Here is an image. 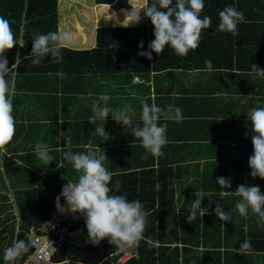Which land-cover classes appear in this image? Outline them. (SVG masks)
<instances>
[{"label":"trees","instance_id":"trees-1","mask_svg":"<svg viewBox=\"0 0 264 264\" xmlns=\"http://www.w3.org/2000/svg\"><path fill=\"white\" fill-rule=\"evenodd\" d=\"M58 1L0 0V16L9 20L17 42H25L24 47L16 45L5 54L9 67L15 62L17 53L20 54L21 63L9 77L15 82V95L11 96V99L16 132L12 141L0 148V159L4 162V169L0 168V186L3 187V190L0 187V264H13L4 259V252L17 239H24L29 244V251L14 262L23 263L32 252L30 232L42 233L64 182L74 181L78 176L72 166L63 159L58 148L54 147L57 143L51 137L56 135L59 128L62 131H75L88 121L83 114L77 122L64 120L67 114L69 118L77 116L79 110L75 105L78 97L87 95L86 90L104 93L111 86L127 88L132 86L134 77L135 82H139V79L146 80L150 75L174 70L218 71L230 67L228 48L232 43L228 37L231 33L217 30L218 13L226 6L236 8L240 0H204L200 15L211 17V27L203 30L199 46L189 50L185 56L175 54L168 46L159 55L153 52L151 60L138 55L139 51H148V44L154 39L153 25L146 18V25L98 28L93 48L76 50L60 45L61 55L58 62L48 56L40 64L33 65L32 57L29 56L33 34H60L59 13L63 10H60ZM93 2L94 5L110 6L116 11H128L131 8L129 0ZM147 2L151 3L152 0ZM141 41L144 45L142 49L139 47ZM206 61H211L210 66ZM73 100H76V103L71 106ZM110 101L109 99L106 102L107 107L112 106ZM58 117H61V123H57ZM185 117L182 115V118ZM161 121L162 124L166 123ZM169 123H166L167 127ZM193 124L198 125L195 122ZM115 127L119 128L114 122L104 124V128L111 132ZM125 131L132 134L130 127L125 128ZM74 136L77 138L79 135L75 133ZM132 139L133 144L128 147L123 144L114 151L123 149V155H127V148L140 149L142 145L138 142L139 139ZM72 141V144L80 145V142ZM38 142L46 143L51 149L49 154L53 156V160L50 164H45L36 157L35 145ZM63 143L62 138L59 145L63 146ZM99 145L103 146L101 143ZM88 148L84 150L85 148L78 147L73 151L92 150L97 154L95 145ZM243 164H231L234 171L230 178L224 174L223 177L231 180L230 189H221L219 184L213 189H194L190 186L181 200L178 212L175 208L177 197L173 185L159 184V188L154 190L151 185L147 188L144 182H140L138 186L136 178L131 180L134 174L112 176L109 184L112 189L110 194L126 195L129 200H139L148 213L143 239L138 246L127 249L131 258L125 264H264V222L252 213L251 209L248 210L247 216H241L235 209V204L240 198L225 194V191H235L237 184H242ZM245 165H248V159ZM45 174L46 177L43 178ZM217 177H221L220 171L215 176H209L208 180L216 183ZM247 185H258L264 193V179L252 178V182ZM196 191L205 194L201 201V207L204 209L199 210L196 218L188 223L186 217ZM7 193H11L13 204L10 203ZM156 199L159 204L155 208L153 204ZM216 204L222 205L224 212L231 213L230 222L221 221L216 217ZM70 229L80 231L88 238L85 223L71 224ZM245 240L251 241L253 251H239L240 244ZM117 248L106 240L93 244L88 238L84 246L64 244L53 256L52 262L115 264L112 253Z\"/></svg>","mask_w":264,"mask_h":264},{"label":"crops","instance_id":"crops-1","mask_svg":"<svg viewBox=\"0 0 264 264\" xmlns=\"http://www.w3.org/2000/svg\"><path fill=\"white\" fill-rule=\"evenodd\" d=\"M62 1L65 2V6H61L63 10L59 22L61 34H63L62 27L67 29L68 23H70L66 15L74 9L72 8L73 0ZM238 2L239 6H236V9L243 13L244 20L237 26L238 34H230L228 37L232 43V46L228 48L229 69L218 71L213 69L174 70L150 75L146 80L139 79V82H135L134 77L131 81L132 86L127 88L111 86L110 89L107 88V91H104L112 102V106L108 107L109 116L105 122H114L119 128H113L112 132L105 129L108 137L91 135L95 125L89 124L88 121L75 131H62L59 128L56 130V135L51 137L57 143L54 147L59 149L62 138L65 141L66 137H71V140L80 142V145L72 144L73 149L81 147L88 150L91 145H95L96 151L97 147L102 151L106 149L105 155L108 160H105L103 164L113 173V176L134 174L135 176H132L131 180L136 178L138 186L140 182H144L147 188H150L151 185L154 190L159 188V184L173 185L172 188L176 191L177 197L175 202L177 212L181 206V200L186 196L185 193L188 188H191L190 186L194 189L217 187V183L208 180V177L215 176L220 171L221 177L225 174L230 178L234 171L231 167L232 163H244L242 184L251 183V170L248 165H245V161L253 153L251 143L253 133L247 115L252 107L264 106V78L251 72L252 64L264 70V0H240ZM95 8L110 7L94 5V11ZM130 11L131 8L125 12ZM98 12L97 10V16ZM83 20L88 23L93 22L90 35L86 36L83 33V27L75 25L76 21L73 30L78 33L79 39H75L70 46L67 42L69 39L61 42V45L76 50H87L95 46L96 29L99 27V22L96 16L93 20L88 18ZM129 21L133 22L134 20H128V23ZM146 24L147 20L145 24L130 25L129 27ZM71 35L74 33L69 34L70 38ZM85 92L87 95L78 97L76 105L74 104L76 100L72 101L71 106L78 107L77 116L69 118L67 114L64 120L77 122L82 117L81 114L85 119L92 115L91 104L103 93L100 91L93 93L89 90ZM144 102L155 103L161 107L168 105L179 107L182 110V115L186 117L179 121L161 119L166 123L170 122L166 131L168 143L162 148L163 156L154 157L147 154L142 146L140 149L138 147L127 148V155H123V149L114 151L115 148H121L123 144H126L124 147L133 144L134 136L130 131H125V128L128 129V127H124L112 119L113 112L128 105L129 116L133 119L134 124H137L140 123L141 105ZM57 119V123L62 122L61 117ZM105 122L97 121V124H105ZM193 122L198 125L195 126ZM49 130L44 129V131ZM40 132L39 130L38 133ZM75 133L79 135L77 138L74 136ZM100 143L103 146H100ZM101 153L97 151V155H101ZM113 154L120 155L114 156ZM45 177L46 174L43 175V178ZM76 179L64 182V184L74 183ZM150 181L153 182L150 183ZM239 185L237 184V186ZM0 187L3 190V187ZM180 193L182 194L180 195ZM7 194L10 203L13 204L11 193ZM158 204L156 199L153 205L156 208Z\"/></svg>","mask_w":264,"mask_h":264},{"label":"clouds","instance_id":"clouds-1","mask_svg":"<svg viewBox=\"0 0 264 264\" xmlns=\"http://www.w3.org/2000/svg\"><path fill=\"white\" fill-rule=\"evenodd\" d=\"M203 8L204 0H152L151 3L145 0L142 8L135 13H130L134 15V21L131 24L140 22L139 12L143 9L145 17L153 25L154 39L149 42L148 51H139L137 54L151 60L153 52L159 55L166 46L171 47L175 54L180 56H185L189 50L196 49L201 41L203 30L211 27V17H201L200 15ZM218 17V31L232 35L238 34L237 26L244 20L242 12L235 7L226 6L218 13ZM68 39L67 34L56 32L34 33L29 54L32 57V64L38 65L48 56L53 58L54 62H58L61 55V42ZM16 45L24 47L25 42L23 40L17 42L16 34L9 20L0 16V148L10 143L16 132L11 99V96L15 95V82L9 77L14 70L18 69L21 58L20 54L17 53L14 57L15 62L9 67L5 55L8 50L13 49ZM143 46V41H141L139 47L142 49ZM205 63L210 66L211 61ZM251 72L264 78V70L255 64H252ZM58 74L63 75L62 73ZM109 98L106 93H103L91 104L92 115L88 118V123L95 125L91 134L93 136H107L104 123L97 124V121L105 122L109 116V108L106 103ZM111 117L124 127L131 128L133 136L140 140L147 154L160 157L164 154L162 152L163 146L168 143L167 124H162L160 121L162 118L179 121L182 119V110L172 105L161 107L155 103L144 102L141 105L140 123L134 124L133 119L129 116L128 105L116 109ZM247 119L251 122L250 127L253 133L251 137L253 153L248 158L250 175L252 178L264 179V106L252 107ZM58 150L62 153L63 159L79 175L76 182L63 184L60 194L56 197L57 209L63 210L60 204V199L63 197L69 211L79 212L84 217L88 238L93 244H99L101 240L108 238L110 244L121 250L138 246L146 230L148 213L139 200H129L126 195L110 194L112 189L109 184L113 173L103 164L105 160H108L104 151L97 147V151L103 152V154L97 155L92 150L74 152L71 137H66L63 146ZM50 151L51 149L46 143L38 142L35 145L36 157L45 164H50L53 160V156L49 154ZM3 163V160L0 159V168H3ZM216 183L221 189L231 188V180L228 178L217 177ZM225 194L240 198L235 204V209L241 216H247L248 210L251 209L252 213L258 215L259 219L264 222V193L261 192L258 185L240 184L235 191H225ZM194 196L195 199L192 200L186 217L188 223L196 218L199 210L204 209L201 207V201L205 194L202 191H196ZM214 213L219 220L224 222H230L232 218L231 213L229 211L224 212L223 206L220 204H216ZM70 225L68 224L69 241L66 243L77 244L72 240L73 234L77 230H71ZM45 227L42 229V233ZM33 233L36 232L31 231L29 234L30 246ZM31 248L33 251L32 246ZM53 250L55 251L54 248ZM28 251V242L24 239H17L5 250L4 259L14 264ZM239 251L242 253L253 251L251 241H243ZM52 258L51 263L57 264L52 262Z\"/></svg>","mask_w":264,"mask_h":264},{"label":"built area","instance_id":"built-area-1","mask_svg":"<svg viewBox=\"0 0 264 264\" xmlns=\"http://www.w3.org/2000/svg\"><path fill=\"white\" fill-rule=\"evenodd\" d=\"M60 204L63 210H58L55 205L42 235L33 233L31 237L33 251L27 256L23 264H52V256L64 243L69 241L68 224L84 223V217L79 212H71L67 209L64 198L60 200ZM103 240L109 241L108 238ZM112 257L115 260V264H125L131 258V254L127 249L121 250L117 248L112 253Z\"/></svg>","mask_w":264,"mask_h":264},{"label":"rangeland","instance_id":"rangeland-1","mask_svg":"<svg viewBox=\"0 0 264 264\" xmlns=\"http://www.w3.org/2000/svg\"><path fill=\"white\" fill-rule=\"evenodd\" d=\"M74 3L72 4V8L73 11L71 13H68L66 15V18L68 20V28L67 29H62V33L63 34H67L69 37V34L71 32H74L73 30V25L75 24L77 25H81L83 27V33L86 36H89L90 33L92 32V24L93 22L88 23L85 22L83 19H89V20H93L94 16H96L98 22H99V27L98 28H105V27H124V26H130V25H137V24H131V22L128 20H134V15L130 14V13H135L138 9L142 8L145 4V0H129V3L131 4V11L130 12H125L126 10H119L116 11L114 10L112 7L110 8H95V11L93 9L94 6V2L93 0H73ZM65 2H63L62 0L58 1V5H64ZM133 5V8H132ZM65 6V5H64ZM60 10H62V7H60ZM97 10L98 12V16H97ZM63 12V11H62ZM60 14L59 13V22H60ZM139 15L141 17V20L138 24H145L146 22V17L144 15V10L141 9L139 12ZM122 16H125L126 18L123 19ZM145 19V20H144ZM127 20V21H125ZM67 24V23H65ZM139 26V25H138ZM61 27V26H60ZM96 29V30H97ZM61 34V33H60ZM80 36H78V33L74 32V35H71L72 38V42H71V38L69 37V41H67L69 44V46L71 44L74 43V40L79 39ZM65 42V41H63ZM82 47V46H81ZM75 48H77L75 46ZM15 207V205H14ZM73 242H77V244L79 246H84L87 244L88 238L82 234L80 231H77L73 234L72 237Z\"/></svg>","mask_w":264,"mask_h":264}]
</instances>
